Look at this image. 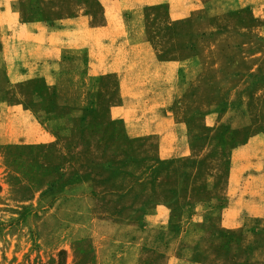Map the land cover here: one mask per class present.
Instances as JSON below:
<instances>
[{
    "label": "rangeland",
    "instance_id": "rangeland-1",
    "mask_svg": "<svg viewBox=\"0 0 264 264\" xmlns=\"http://www.w3.org/2000/svg\"><path fill=\"white\" fill-rule=\"evenodd\" d=\"M224 1L177 0L170 10L163 6L145 13V33L161 59L199 57L197 87L172 108L175 143L162 156L153 138H128L114 118V75L101 78L89 107L71 111L61 95L68 88L64 81L56 94L44 75L21 74L39 63L9 68L3 95L8 109H0V264H96L95 249L109 251L110 238L126 232L115 223L141 226L144 211L160 204L171 215L150 228V250L139 263L170 264L189 213L185 203L212 198V171L221 185L217 196L222 195L229 168L241 164L239 147L264 135V57L255 56L264 49V17L247 8L234 10L238 0H226L233 10L224 14ZM79 2L19 4L23 22L30 25L66 20ZM258 65L257 73H249ZM83 66L86 62L73 66L76 90ZM44 67L38 72L47 74ZM248 121L249 128L241 130ZM259 147L264 150V141ZM186 228L183 239L189 241L190 225ZM209 235L207 230L197 244L200 250L211 241Z\"/></svg>",
    "mask_w": 264,
    "mask_h": 264
},
{
    "label": "crops",
    "instance_id": "crops-1",
    "mask_svg": "<svg viewBox=\"0 0 264 264\" xmlns=\"http://www.w3.org/2000/svg\"><path fill=\"white\" fill-rule=\"evenodd\" d=\"M94 1L97 6L91 5V0H80L75 15L58 23L40 21L29 25L22 20L20 0H0V109H8L3 95L11 66L39 63L35 71L21 74L25 78L44 75L55 84L56 94H60V82L68 84L61 95H66L64 104L71 111L89 107L101 78L114 75V118L122 123L128 138H153L162 156L175 143L177 120L172 108L197 87L199 71L195 61L199 57L161 59L145 33V13L163 6L170 10L177 0ZM227 1L224 14L233 10ZM244 8L256 18L264 17V0H238L234 10ZM255 56L263 58L264 49ZM84 62L86 67L79 71L80 89L76 90L73 83L77 71H73V66ZM40 66H45L47 74L38 72ZM258 67L249 73H257ZM73 95H78L79 100ZM249 122L242 124L241 130H247ZM263 141L264 135H256L239 147L241 164L229 168L222 195L217 196L221 185L216 171H212V198L185 203L189 213L183 216L170 264H264V150L259 147ZM170 215L168 207L160 204L144 211L145 222L141 226L115 223L117 228L125 227L126 232L110 238L109 251L95 249L96 264H140V256L150 250L146 249L150 246V228L165 224ZM203 222L208 223V229L202 228ZM186 225L191 230L189 241L183 239L189 232ZM207 230L211 241L200 250L197 244Z\"/></svg>",
    "mask_w": 264,
    "mask_h": 264
}]
</instances>
